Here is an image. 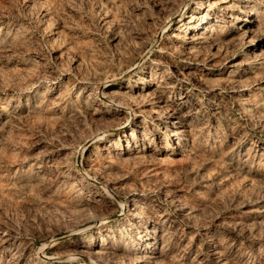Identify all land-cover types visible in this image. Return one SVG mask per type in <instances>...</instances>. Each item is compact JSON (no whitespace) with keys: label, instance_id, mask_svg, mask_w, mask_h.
I'll return each instance as SVG.
<instances>
[{"label":"rangeland","instance_id":"1","mask_svg":"<svg viewBox=\"0 0 264 264\" xmlns=\"http://www.w3.org/2000/svg\"><path fill=\"white\" fill-rule=\"evenodd\" d=\"M0 264H264V0H0Z\"/></svg>","mask_w":264,"mask_h":264},{"label":"bare ground","instance_id":"2","mask_svg":"<svg viewBox=\"0 0 264 264\" xmlns=\"http://www.w3.org/2000/svg\"><path fill=\"white\" fill-rule=\"evenodd\" d=\"M101 253V252H100Z\"/></svg>","mask_w":264,"mask_h":264}]
</instances>
